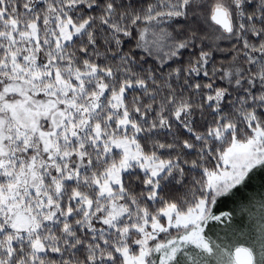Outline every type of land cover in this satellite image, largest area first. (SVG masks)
Segmentation results:
<instances>
[{"label": "snow or ice", "instance_id": "6c2138e0", "mask_svg": "<svg viewBox=\"0 0 264 264\" xmlns=\"http://www.w3.org/2000/svg\"><path fill=\"white\" fill-rule=\"evenodd\" d=\"M0 264H264V0H0Z\"/></svg>", "mask_w": 264, "mask_h": 264}]
</instances>
